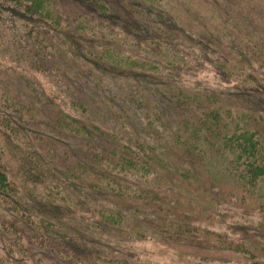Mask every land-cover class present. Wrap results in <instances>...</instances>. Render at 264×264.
Here are the masks:
<instances>
[{"label": "trees", "instance_id": "obj_1", "mask_svg": "<svg viewBox=\"0 0 264 264\" xmlns=\"http://www.w3.org/2000/svg\"><path fill=\"white\" fill-rule=\"evenodd\" d=\"M1 1L4 2H0V5L11 4L23 15L28 14L45 24L34 38L31 33L33 28L22 32L21 36L26 43L20 44L23 49L19 51L24 55L28 56V52L32 51L29 44H42L44 46L41 47L44 48L46 44L40 43L38 39L45 41L49 37L55 41L63 29V16L58 12L54 0ZM97 1L103 6L102 11L91 10L90 5L95 3H84L83 15L79 13L71 20L76 36L88 35L89 24L96 22L99 24L98 30L104 29L100 37L105 34L114 35L115 32L110 27L116 16L113 11L111 15L108 14L109 0ZM139 1L156 6L161 0ZM134 2L138 0H130L133 5ZM121 3L130 7L125 0H119L118 10L121 9ZM95 13L98 15L96 18ZM146 13L150 15L151 9H147ZM258 16L261 17L262 14ZM152 17L162 20L154 10ZM123 31L134 41V45L141 39L145 47L153 52L159 49L152 44L163 47L162 40L150 28H144L139 23L134 27L124 24ZM42 32L43 35L38 37ZM93 33L95 35L97 31ZM215 41L218 43L219 53L210 48L207 51L209 60L196 57L195 62L198 67L208 63L215 76L226 83L223 89L188 94L174 86L169 89L161 88L158 94L155 88L146 90L148 85L143 83V86L134 84L132 89L119 98L124 111L129 112L132 108L142 113L149 132L156 138L160 137L159 128L169 133L173 139L172 146L176 147L170 157H167L170 153L164 145L166 141L156 142L153 138L151 143H146L135 136L134 133L139 131L133 125L128 130L131 131V138L122 141L119 134H111L109 137L101 132L100 127L92 125L89 128L61 108L53 107L59 105L52 99L47 104L40 103L38 95L33 92L19 94L9 81V84H0L2 92L5 90L2 100L4 110L0 102V129L9 141L13 156L18 158L20 176L33 185L45 184V188L51 185L49 178L59 176L53 184L54 196L50 197L52 194H48L54 199L62 187L58 181L64 179L71 194H78L74 190L76 187L81 189L73 181L86 186L92 193L90 206L82 203L83 207L74 213L78 206L75 202L77 205L70 208L65 205L66 209L60 212L65 219L73 213L79 214V218L73 217L68 221L53 219L49 216V212L53 211H45L43 207L35 210L32 215L20 187L9 177L0 153V205L16 215L18 222L22 221L23 227L20 224H11V227L13 233L20 236V247L27 253L26 259L34 258L36 248L43 247L49 255L42 252L41 260L49 264H152L138 259L132 251L135 245L133 241L140 242L159 234L151 233L157 228L164 229L162 232L157 230L168 241L174 239L190 242L199 238L206 242L211 240V245H216L219 251L249 253V246L243 240L235 239L241 235H221L217 231H209L198 222L210 209L216 210L212 207L214 199H209L205 194L215 183L220 184V192L225 189L226 183L222 179L224 172L229 173L242 192L239 196L229 194V197L233 195L244 203V193H261L259 188L264 184V128L258 129L259 123L256 121H264V116L261 115V112L264 113V31L258 32L251 27L246 17L234 16L221 22ZM108 43L102 45L86 40V47L90 49V54L95 50V60L116 69L137 71L140 74L156 70V64L152 60L126 55L111 42ZM195 44L197 45L196 42ZM96 45L97 49L94 48ZM19 60L25 61L23 58ZM72 64L70 62L68 66ZM33 68L39 71L38 67ZM66 74L70 72L66 71ZM86 74V79L73 82L82 88L87 81L91 82L87 89H92L86 94L78 95L79 101L81 98L85 101L80 105H92L95 95L103 93L100 87L103 86V91L106 88L105 84H96L88 79L90 71L87 70ZM2 77L0 73V82L4 81ZM28 83L32 90L31 82ZM64 85L67 87L66 83ZM58 88L61 89L60 84ZM113 112L112 117L117 119L118 113ZM202 133V140L206 144L200 140L195 143L193 139ZM72 143L80 151L72 148ZM190 155L194 156L193 161L187 166L175 168L174 162L178 163ZM210 171L212 180L207 183L203 181L204 175H209ZM221 171L223 173L218 176ZM191 180L198 185L195 192V188L191 187ZM188 197L195 200L196 207H200L199 212L184 203ZM85 198L87 199V195ZM120 208L127 210V217ZM145 208H154L153 218L149 219ZM186 209L192 213L189 214ZM32 239L40 242L41 248L34 246Z\"/></svg>", "mask_w": 264, "mask_h": 264}, {"label": "rangeland", "instance_id": "obj_2", "mask_svg": "<svg viewBox=\"0 0 264 264\" xmlns=\"http://www.w3.org/2000/svg\"><path fill=\"white\" fill-rule=\"evenodd\" d=\"M54 1L59 9L58 12L63 16V29L57 35L55 41H52L49 37H46L45 41H41L39 38L40 43L46 44L44 48L41 47L44 46L42 44L34 46L29 44L32 51H26L29 53L28 56L19 51L23 49L20 44L26 43L21 36L22 32H28L30 28H33L31 33L32 38H34L36 33L41 32V27L45 24L28 14L23 15L18 9H14L11 4L10 6L0 5V68L2 69H0V73L4 79L0 84L12 83L19 94L33 92L38 95L40 103L47 104L49 100H54L59 106L54 105L53 107L61 108L73 118L84 122L89 128L92 125L100 127L101 132L109 137L111 134H119L122 141L131 138V131L128 130L133 125L139 131L138 134L134 133L135 136L146 143H151L153 138L156 142L158 140H162L163 143L166 141L164 145L170 153L167 157L174 154L176 150V147L172 146L173 139L169 133L159 128L160 137L156 138L149 132L142 113L132 108L129 112L124 111L119 103V98L123 96L124 92L126 93L127 90L132 89L134 84L143 86V83L148 85L146 90L155 88L158 94L161 88L169 89L174 86L186 91L188 94L206 90L213 92L216 88L223 89L226 83L215 76L208 63L198 67L197 62H195L196 57L201 60H209L210 55L207 51H210V48L212 51L219 53L215 36L219 34L221 22L224 19L228 20V18L234 16L246 17L251 27L256 28L258 32L264 31V0H161L156 6L143 4L139 0L134 2L133 5L130 0H125L130 7L121 3L120 10L117 7L119 0H111V3L109 0L108 14L111 15L113 11L116 16L110 27L111 30H114V35L108 36L105 34L104 37H100L99 35L104 29L98 30L99 24L96 22L93 25L89 24L88 35L76 36L71 20L79 13L83 15L82 4L95 3V5L90 6L91 10L97 12L102 11L103 6L97 0ZM0 2L4 1L0 0ZM147 9H151L150 15H147ZM152 10L160 15L161 21L152 17ZM139 13L142 14L139 15ZM259 14H262V16H258ZM97 16L95 13L94 17ZM136 23L144 28H150L151 32L159 40H162L163 47L152 44L159 49L153 52L145 47L141 39H138L137 44L134 45V41L123 31V26L126 24L129 27H134ZM93 31H97V34L94 35ZM42 35L43 32L37 36L41 37ZM86 40L102 45L111 42L116 49L122 50L126 55L152 60L156 64V70L152 73L140 74L137 71L120 70L100 63L93 56L95 50L90 54V49L86 47ZM94 48L97 49L98 46L96 45ZM20 58L25 59V61L19 62ZM16 60L18 61L15 62ZM70 62H73L72 66H68ZM33 67H38L39 71H35ZM23 68L26 70L23 71ZM87 70L91 72L88 79L96 84H105L106 88L103 91V86L100 87L103 93L99 96L95 95L92 105H80L85 101L82 98L79 101L78 95L88 93L92 89H87L91 82L87 81L86 85L83 86L84 88L78 87L73 82L86 79ZM66 71H69L70 74H66ZM136 79L139 81H135ZM28 81L31 82L32 90ZM64 83L67 84V87ZM59 84L61 89L58 88ZM1 89L2 87L0 88V102L4 110L5 105L2 100L5 90L2 92ZM147 109H150V107H147ZM113 111L118 113L117 119L112 117L114 115ZM261 113L264 116V113ZM256 122L259 123L258 129L264 128V121L263 123ZM202 135L203 133L198 138H194L193 141L198 143L200 140V142L206 144L202 140ZM71 147L77 148L75 144ZM77 149L80 151L79 148ZM0 153L5 166H7L9 177L13 178L14 183L20 187L25 196V201L29 205L28 211L32 215L35 210H40L43 207L45 211H53L49 212V216L53 219L58 218L57 220L60 221H68L73 217H80L79 214L75 215L74 213L83 207L82 203L90 206L92 193H90L89 188L83 187L78 181L73 182L81 189L76 187L74 190L78 194L74 195L70 193L65 179L58 181L61 182L62 187L61 191L55 195L58 199H54L50 197L54 196L53 184L59 176L49 178L52 189H49L50 186L45 188V184L33 185L22 178L21 173L18 171V158L13 156L9 141L1 129ZM67 153L69 152L67 151ZM193 157L191 155L186 156L178 163L174 162L175 168L187 166L189 162L194 160ZM222 173L221 171L218 176ZM211 174L212 171L209 175H204L205 180L203 181L210 183L212 180L210 178ZM222 179L226 183L223 191L220 192L218 189L220 184L215 183L213 188H210L205 194L209 199H214L212 207L216 210L210 209L203 215L204 217L199 219L198 223L202 227L205 226L209 231L214 230L228 237L241 235L235 237V239L243 240L242 242L250 248L249 253H236L233 250L219 251L220 249L216 245L215 247L211 245V240L206 242V240L199 238H195L190 242H180L174 239L168 241L166 236L160 233L164 229L157 228L160 232L154 229L151 233L156 234L158 232L159 234L152 235L140 242L133 241L135 245L132 251L136 253L138 259L152 264H264V184L259 188L261 189L259 194L248 195L244 193V203H241V200L234 198L233 195L229 197V194L239 196L242 193L241 189L236 187L229 173L224 172ZM191 184V187L195 188L194 192L197 191V183L191 180ZM187 189L190 188L187 187ZM180 190L184 191L183 189ZM48 194H52V196ZM190 194L192 195L191 191ZM85 195H87V199ZM75 202L78 206L74 209L72 216L67 219L61 217L63 213L60 212L66 209L65 205L69 208L70 206L74 207V205H77ZM184 203L199 212L198 208L200 207H196V202L192 197L185 198ZM2 206L1 204L0 264H49L41 260L42 252L47 256L49 253L43 247L41 248L40 242L34 239L31 242L41 249L36 248L35 257L26 259L27 253L20 247L22 245L19 240L20 236L13 233V227H11V224L16 226L20 224L23 227L22 221L19 220L18 222V219H15L17 218L16 215L8 211L5 206L4 208ZM145 209L149 219L153 218L154 208ZM120 210L124 213L127 211L124 208H120ZM186 210L189 214L192 213V211ZM58 212L59 215H57ZM194 212L196 213V211ZM125 216H128V212ZM124 243L127 244V241ZM31 249L35 250L34 248Z\"/></svg>", "mask_w": 264, "mask_h": 264}]
</instances>
